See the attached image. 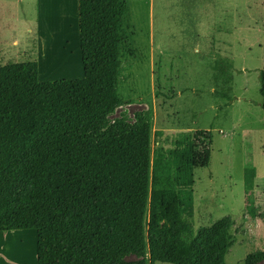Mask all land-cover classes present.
I'll list each match as a JSON object with an SVG mask.
<instances>
[{
  "label": "trees",
  "instance_id": "obj_1",
  "mask_svg": "<svg viewBox=\"0 0 264 264\" xmlns=\"http://www.w3.org/2000/svg\"><path fill=\"white\" fill-rule=\"evenodd\" d=\"M130 28L124 0H78L82 78L39 82L35 61L0 66V232L33 231L36 264H225L229 219L196 235L191 221L193 173L208 166L211 132L176 131L152 148L162 132L152 134L150 114L101 130L121 105ZM209 61L229 92L231 66ZM259 84L264 110V71ZM255 177L244 170L250 218ZM165 245L172 260L157 251ZM261 260L250 252L243 264Z\"/></svg>",
  "mask_w": 264,
  "mask_h": 264
},
{
  "label": "rangeland",
  "instance_id": "obj_2",
  "mask_svg": "<svg viewBox=\"0 0 264 264\" xmlns=\"http://www.w3.org/2000/svg\"><path fill=\"white\" fill-rule=\"evenodd\" d=\"M124 1L131 28L120 56L121 105L105 116L101 130L119 122L132 126L150 114L152 134L162 132L152 138V148L176 131H210L208 166L193 173L192 229L196 235L222 218L229 219L232 246L224 263L243 264L248 253L264 252V110L259 94L264 0ZM44 2V51H51L43 54V72L80 79L83 68L76 58L74 11L69 17L68 0ZM41 3L0 0V66L35 61L31 52L38 44L35 27ZM64 41L74 53V69L67 52L55 53V42L62 46ZM5 45L12 58L4 56ZM214 57L232 68L229 92L213 81L209 60ZM216 90L227 93L230 103ZM251 168L256 170L254 218L246 215L243 196V172ZM157 251L171 259L167 245ZM124 260L136 258L128 255ZM0 264H36L35 233L0 232Z\"/></svg>",
  "mask_w": 264,
  "mask_h": 264
},
{
  "label": "crops",
  "instance_id": "obj_3",
  "mask_svg": "<svg viewBox=\"0 0 264 264\" xmlns=\"http://www.w3.org/2000/svg\"><path fill=\"white\" fill-rule=\"evenodd\" d=\"M68 1L70 4L68 16L69 17L72 16V13L70 11L73 10L74 16L76 18V20H74V23H75L74 26L76 28L75 33H76V45H77V48H76L77 57L76 58H77V64L79 65V63H80V68H81V53H79L80 47L78 49V46H79V44H78V41H79V37H78V35H79L78 34V0H68ZM38 3H41V5H42V10L38 11V17H37V22H36V27H35L38 44H37V48L35 49V51L31 52L33 57H34L35 62L37 63L38 81L39 82H47V81H54V80H62L63 79L62 77L52 76L46 72H43V70H44L43 54H45V52H46V55L48 56V53H49V51H51V49L48 50V48H46L44 51V38H45V32L44 31H45V20H46V18H45V11H43V5L45 2H44V0H38ZM69 30H70V28L68 29V32H69ZM13 43L15 44L14 41L12 42V45H13ZM69 47H70L69 41H64L62 46L57 45L55 42V53L56 52H60V53L67 52L68 58L71 60V66L69 65V67L71 69H74L73 68L75 66L74 63H76V62L73 60V57H75V56L73 55L74 53L71 52V50H69ZM3 52H4L5 57H8V58L13 57V54H10L6 45H5V51H3ZM29 57H31V56H29ZM78 68H79V66H78ZM74 72H76V71H74Z\"/></svg>",
  "mask_w": 264,
  "mask_h": 264
}]
</instances>
